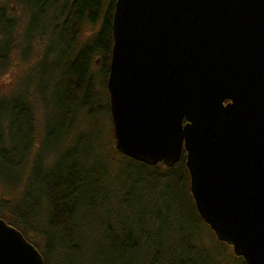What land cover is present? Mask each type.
I'll return each instance as SVG.
<instances>
[{
  "label": "water",
  "instance_id": "water-1",
  "mask_svg": "<svg viewBox=\"0 0 264 264\" xmlns=\"http://www.w3.org/2000/svg\"><path fill=\"white\" fill-rule=\"evenodd\" d=\"M107 87L117 150L172 167L246 264H264V0H116ZM0 264H45L0 216Z\"/></svg>",
  "mask_w": 264,
  "mask_h": 264
},
{
  "label": "rangeland",
  "instance_id": "rangeland-1",
  "mask_svg": "<svg viewBox=\"0 0 264 264\" xmlns=\"http://www.w3.org/2000/svg\"><path fill=\"white\" fill-rule=\"evenodd\" d=\"M69 1L71 0H59L57 4L50 3V7L37 23L38 29L31 31L30 28H33V25L31 27L30 22L35 9L23 0H0V7L7 8L9 17L13 20L12 30L3 31L9 33L12 47L7 62L5 64L0 62V101L19 95L23 89L33 101L37 111L34 115V131L39 143L33 150L37 155V157L34 155L33 159L43 156L42 163L51 168L55 165L57 151L58 155L64 150L66 154L77 144L82 149L88 145L84 153L89 151L90 155L84 162L85 166L89 165L99 172L98 187L93 184V187L85 193L89 202L84 205L81 204L82 199L77 201L78 214L75 220L80 227L82 251L69 263L110 264L109 259L113 253L109 246L108 233L112 230L114 234H119L123 242L127 241L125 240L127 237H131V247L133 246L132 249L124 252L119 251L115 264H152L158 249H161L163 255L158 264H180L178 260L185 252L193 260V263L188 262V264H239L241 261L235 259L231 249L227 250L226 245L219 241L215 232H212L211 226L199 218L186 188L187 183L183 185L178 184L175 178L162 180L147 175H144L142 180H137L138 169L133 166L131 172H128L129 160L116 148V138L114 140L112 138L114 124L112 126L111 117L106 110H99L94 116L87 113L86 117L75 119L70 134H67L64 129L59 130L58 116L55 114L57 110L49 111L38 93L39 72L37 70H41V63L46 59L48 51L47 60L53 67L61 55L64 43L60 29L64 20V4ZM56 25H60L57 34L54 30ZM100 25L101 22L97 25L85 23L77 42L67 52L65 62L74 56L80 45L93 37ZM3 32L0 31V39L4 41L7 37ZM101 64V60L97 61L96 71L100 70ZM32 76L34 80L28 81ZM59 80L58 69L47 71L42 84L50 92L49 96H52V89L60 84ZM61 87L64 88V83ZM96 87L99 88L98 85ZM101 98H103L102 95ZM104 100H100L99 97L103 106ZM61 104L64 105V101ZM96 105L98 109V102L93 103V106ZM50 117H52L51 126L56 127L51 128L53 134L50 144L43 148L42 142ZM8 120L4 119L2 123L6 136L10 131ZM77 124L80 126L78 131ZM42 152H44L43 155ZM97 159L102 162H97ZM159 167L163 170L162 172L166 171L167 166L163 162H159ZM20 173L18 170L19 175ZM24 179L25 177L12 185L0 178V196L11 205H16L21 200L20 193ZM88 182L90 183V180ZM99 188L100 192H97ZM90 202L93 207L88 204ZM0 211L9 214L7 208H0ZM9 215L14 217L12 213ZM42 223L43 220L35 223L36 228L29 229L28 234L31 239L45 247L41 233ZM179 242L182 244L178 246ZM104 248L106 250L102 251ZM64 253L63 250L56 249L49 258V264H67Z\"/></svg>",
  "mask_w": 264,
  "mask_h": 264
},
{
  "label": "trees",
  "instance_id": "trees-1",
  "mask_svg": "<svg viewBox=\"0 0 264 264\" xmlns=\"http://www.w3.org/2000/svg\"><path fill=\"white\" fill-rule=\"evenodd\" d=\"M23 1L35 9L30 22L31 27L33 25V28H30L32 31L33 29H38L37 23L44 16L48 7H50V3L57 4L59 0ZM115 1L71 0L66 2L64 4V20L61 23V29L60 25H56L54 29L55 34L58 33L59 29L61 31L62 42L64 43L61 55L55 62V67H53L47 60L49 57L48 51L45 56L46 59L41 63V70H37L39 72V80H37L38 93L42 98V102L46 104L49 111L51 109L57 110L55 114L58 116L57 125L59 130L62 131L64 129L67 134L72 131L75 119L84 118L87 113L94 116L99 110H106L109 113L113 126L107 80L114 41L113 15ZM99 22H101V25L93 37L88 42L80 45L74 56L65 62L64 59L68 56L67 52L77 42L85 23L97 25ZM12 23L13 20L9 17L7 8L0 7V31L12 30ZM3 33L7 38L4 41L0 39V62L5 64L9 58L12 44L9 41V33ZM99 60L102 61V64L97 72L95 64ZM55 69L60 72V80L58 82L60 84L52 89V96H49L50 92L42 84V80L47 71ZM33 76L32 78L30 76L28 81L34 80ZM62 83H64V88L61 87ZM97 85L99 88L96 87ZM100 93L103 98H101V95L99 96ZM27 95V91L23 89L19 95L0 101V178L6 183L13 185L25 177L20 193L21 200L17 204L15 203L16 205H11L10 202L0 196V208H7L9 214L12 213L14 217L3 211H0V216L8 223L19 228L39 248L44 256L45 264H49V258L56 249H61V251L65 252L67 264H70L77 257V254L82 251L80 242L82 237L79 234L80 227L75 220L78 214L77 201L82 199L81 204L83 203L84 205L89 202L87 201L89 198H86L85 193L90 187H93V184L98 187L99 172L97 169L89 167V165L85 166L84 162L89 159L90 155L89 151L84 153L88 145L82 149L77 144L66 154L65 150L60 155H58L57 151V157L54 161L55 165L51 166V168L44 166L41 160L43 156L38 157L36 160L33 159L35 155L33 150L39 144L34 131V115H36L37 111L33 101ZM99 97L100 100L105 99L104 106L99 101ZM63 101L64 105L61 104ZM97 102L98 109L97 105L93 106V103L97 104ZM51 118L48 120V127H46L44 134L43 148L50 144L49 141L53 134L51 133V128L56 127L51 126ZM4 119H9L10 131L8 130V136L5 135L2 129ZM79 128L80 126L77 124V131ZM112 138L114 140V135ZM52 144L55 145L54 143ZM116 152L118 151L116 150ZM43 154L44 152H42ZM64 154L65 156L63 157ZM122 155L129 160L127 162L128 172H131L132 166L138 169L137 180H142L144 175H147L148 177L154 176L162 180L175 178L178 184L187 183L188 187L186 185V188L192 203L199 218L203 220L191 193L190 173L186 165L185 150L181 160L172 167H166L165 172H162L163 170L160 169L159 163L148 165L124 154ZM35 156L37 157V155ZM97 162L101 163L102 161L97 159ZM18 170L21 172L20 175ZM88 180H90V183ZM97 192H100V188ZM88 204L93 207L91 202ZM39 220H43L41 233L44 237L45 247L31 239L28 234L29 229L36 228L34 224ZM212 232L214 233L213 230ZM108 237V240L110 239L109 246L113 253L109 262L110 264H115L119 251L124 252L127 249H132L131 237H127L125 239L127 241L123 242L119 234H114L112 230H109ZM220 242L226 245L227 250L231 249V254H233L235 259L241 261L239 264H246L244 257L234 255L231 245L223 241ZM181 244L182 242H179L178 246ZM105 250L106 248L102 251ZM162 256L161 249H158L152 264H158ZM181 256V259L178 260L180 264L193 263L188 253L186 254L185 252ZM185 259L189 260L186 261Z\"/></svg>",
  "mask_w": 264,
  "mask_h": 264
}]
</instances>
